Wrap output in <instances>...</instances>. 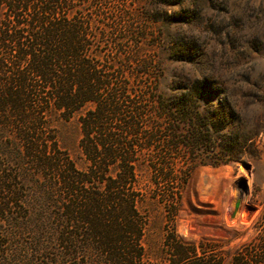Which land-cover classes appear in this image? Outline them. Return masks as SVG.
Masks as SVG:
<instances>
[{"label":"trees","instance_id":"1","mask_svg":"<svg viewBox=\"0 0 264 264\" xmlns=\"http://www.w3.org/2000/svg\"><path fill=\"white\" fill-rule=\"evenodd\" d=\"M134 4L129 13L118 0H0V264H264L262 223L232 253L176 234L193 166L224 165L242 146L228 102L210 95L222 91L215 81L180 80L187 95L176 99L154 88L153 26L167 4ZM137 5L143 30L128 22ZM81 111L78 167L53 122ZM153 200L167 221L150 260Z\"/></svg>","mask_w":264,"mask_h":264},{"label":"rangeland","instance_id":"2","mask_svg":"<svg viewBox=\"0 0 264 264\" xmlns=\"http://www.w3.org/2000/svg\"><path fill=\"white\" fill-rule=\"evenodd\" d=\"M134 1L118 0V3L130 13L135 6ZM165 1L169 7L183 3V0ZM112 6H110L111 13H113ZM139 7L137 5L136 12H140V15L129 19L128 22L135 23L139 30H143L146 23L141 14L143 9ZM213 7L216 5L213 4ZM168 11L170 10L161 8L160 17L153 26L154 64L158 63L160 67L159 72L154 68V88L156 85L166 98L176 99L181 95H187V91L180 90L176 86V82L185 79L173 72V79L168 82L167 70L170 67L168 61L198 63L202 61L203 53L197 44L173 36L168 30V26L172 24L189 23L198 19V12L184 8L172 14ZM147 42L149 41L144 38L143 46L146 50ZM252 47L257 52H264V45L259 41L252 42ZM222 91L216 90L214 93L210 92V95L220 97ZM211 100L207 99L202 103L209 112L214 108ZM81 113L82 111L74 114L68 120L58 118L53 122L60 147L66 150L78 167L84 165L78 147L80 138L78 119ZM227 117L235 125L239 121V117L231 107ZM235 130L242 146L239 157L220 166L199 163L193 166L188 182L182 190L181 206L174 227L176 234L184 241L199 243L204 238L214 239L222 243L223 251L230 253L257 234L258 231L255 229L257 225L264 224V128L244 132L237 126ZM153 154L154 160L157 161L156 148ZM182 154L183 152H180L178 155L183 156ZM146 176H153V169L149 170ZM162 190L161 185L157 187L156 192L161 193ZM239 197H241L240 205L236 215L232 217L234 204ZM149 214V227L143 243L149 259L155 260L162 253L166 232V211L162 203L153 200L149 205Z\"/></svg>","mask_w":264,"mask_h":264},{"label":"clouds","instance_id":"3","mask_svg":"<svg viewBox=\"0 0 264 264\" xmlns=\"http://www.w3.org/2000/svg\"><path fill=\"white\" fill-rule=\"evenodd\" d=\"M160 7L169 14L181 8L199 14L189 23L168 26L173 36L197 44L203 53L198 63L168 61V82L173 72L190 83L209 78L223 90L219 101H227L239 117L235 128H264V52L252 47L254 41L264 45V0H183Z\"/></svg>","mask_w":264,"mask_h":264},{"label":"water","instance_id":"4","mask_svg":"<svg viewBox=\"0 0 264 264\" xmlns=\"http://www.w3.org/2000/svg\"><path fill=\"white\" fill-rule=\"evenodd\" d=\"M240 201H241V197H239V198L236 200L235 204H234V210H233L232 215H231L232 217H234V216L236 215L237 210H238V207H239V205H240Z\"/></svg>","mask_w":264,"mask_h":264}]
</instances>
